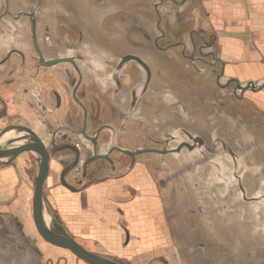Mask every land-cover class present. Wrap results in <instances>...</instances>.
I'll return each mask as SVG.
<instances>
[{
    "label": "crops",
    "instance_id": "crops-1",
    "mask_svg": "<svg viewBox=\"0 0 264 264\" xmlns=\"http://www.w3.org/2000/svg\"><path fill=\"white\" fill-rule=\"evenodd\" d=\"M140 2L144 14L140 25L149 48L140 55L129 54L140 57L144 65L128 61L140 64L146 91L155 92L143 97L141 104L155 111L151 115L157 123L155 136L171 131L165 136H171L172 142L180 137L188 141L174 147L137 148L127 152L128 159L116 160L111 149L92 146L105 134L103 124L93 126L98 120L80 89L83 82L78 86L63 81L61 90L54 88L51 74L57 64L44 66L35 56L32 72L43 74L38 82L48 81L50 86L42 83L46 91L41 93L42 101L31 105V114L22 124L39 137L49 162L43 185V217L48 224L58 222L79 244L108 261L176 264L179 232L170 222L173 216L164 199L172 186L151 160L187 149L204 155L203 162L183 166L195 171L199 165L211 176L205 168L212 164V154H219L223 156L217 163L246 171L238 178L263 184L250 171L264 170V0ZM11 80L8 84H15L14 75ZM165 90L179 91L177 100L165 95ZM2 97L0 106L6 100ZM149 97H155V103ZM28 151L31 156H17L13 150L7 157L0 156V165L11 167L2 173L7 177L3 185H16L21 193L0 201V264H92L40 223L34 208L40 166ZM25 167L35 172L33 188Z\"/></svg>",
    "mask_w": 264,
    "mask_h": 264
},
{
    "label": "rangeland",
    "instance_id": "rangeland-1",
    "mask_svg": "<svg viewBox=\"0 0 264 264\" xmlns=\"http://www.w3.org/2000/svg\"><path fill=\"white\" fill-rule=\"evenodd\" d=\"M140 1L0 0V74L6 73L0 76V97L6 98L0 106V119H7L5 123L0 122V132L7 124L25 123L27 115L31 114H28V106L41 102V93L46 92L41 89L42 83L50 86L48 81L38 82L43 81V74L35 76L30 66L36 49L32 37L34 26L32 19L22 15L29 12L36 20L38 42L45 56L73 58V62L57 64V71L51 74L52 83L54 88L61 90L63 81L78 86L83 82L80 89L93 105L94 120H98L93 126L103 124L105 134L92 146L94 144L100 151L111 149L116 160H126L129 158L127 152L137 148L174 147L188 141L187 137H180L172 142L171 136H165L171 131H165L163 137L155 136L157 123L151 116L155 111L141 104L143 97L155 92L146 91L148 83L139 74L140 64L123 60L126 54L140 55L149 48L140 25L144 19L143 2ZM74 65H79L78 71L71 69ZM13 75L15 84H8ZM80 89L76 92L77 98ZM163 92L172 100H177L180 94L176 90ZM149 98L155 103V97ZM7 143L1 157H7L9 151L17 147L20 149L16 151L17 156H31L20 136L10 137ZM118 148L123 150L118 151ZM183 151L151 160L152 164L157 163L156 167L172 186L164 199L173 216L170 222L175 223L179 232V251L174 263L264 264V170L250 171L263 184L249 183L237 176L246 171L230 163H217L223 155L212 154V164L205 168L211 170L208 176L199 165L195 171L183 166L186 163L194 167V163L203 162L204 155L190 153L187 149ZM32 165L35 166L33 161ZM225 165L227 168L219 167ZM7 166L0 165V198L3 199L0 201L5 202L21 194L16 185H3V178L7 177H2V173L11 169ZM13 169L20 170L18 165H13ZM29 170L30 167L25 169V175L30 176L33 188L35 172ZM25 175L21 174L22 180Z\"/></svg>",
    "mask_w": 264,
    "mask_h": 264
},
{
    "label": "water",
    "instance_id": "water-1",
    "mask_svg": "<svg viewBox=\"0 0 264 264\" xmlns=\"http://www.w3.org/2000/svg\"><path fill=\"white\" fill-rule=\"evenodd\" d=\"M131 59L136 60L143 65L145 64L143 60L138 56L129 55V56L124 57V60H131ZM59 61H73V58H70V57L60 58V59H56L46 64L53 65ZM250 87L255 88L254 83H252ZM12 130L17 131L20 134H23V136L21 137V139L25 141V143H23V146L26 147L28 150H30L32 153H34L39 161L40 176L38 178V181L34 189V208H35L36 215L38 216L39 221L42 224V226L48 232L58 237L76 255L82 257L83 259L89 261L92 264H131L128 262H123V261H108V260H105L104 258L96 256L94 255V253L90 252L84 246L79 244L58 222L53 223V225H50L46 222L45 218L43 217V185H44V182L49 172V162H48L47 156L44 152V149H43V146H42V143L39 137L35 134V132L31 128L25 125L24 126L11 125L9 127L4 128L0 132V149L4 145V142L2 141L3 137L6 135V133ZM31 139L34 142L33 141L31 142ZM69 147L73 148L77 152L74 145L69 144ZM17 148L15 149V151L19 149Z\"/></svg>",
    "mask_w": 264,
    "mask_h": 264
},
{
    "label": "flooded vegetation",
    "instance_id": "flooded-vegetation-1",
    "mask_svg": "<svg viewBox=\"0 0 264 264\" xmlns=\"http://www.w3.org/2000/svg\"><path fill=\"white\" fill-rule=\"evenodd\" d=\"M23 14H26L25 15V17H27L29 20L30 19H32L33 20V22H32V27L34 26V29H33V33H32V37L34 36V39H33V41H34V45L36 46V49L35 50H33V52L35 53V57H33V59L35 60L37 57H38V62H40L41 64H43L44 66H51V65H47L46 63H49V62H51V61H54V60H56V59H60V58H66V57H53L52 59H50V58H47L46 56H45V53H43L42 52V50H41V48H40V45H39V42L38 41H40V38H39V36L37 35V29H36V23H35V18L31 15V13H29V12H26V13H22V15ZM36 31V32H35ZM36 52H37V54H36ZM41 54H42V56H41ZM47 58V59H46ZM62 62H67V61H59V62H57V63H55V64H59V63H62ZM69 62H73V61H69ZM55 64H53V65H55ZM77 68V66L76 65H74V69H76ZM77 70V69H76ZM9 83H12V80H10V82ZM28 110H29V112H28V114L30 113V110H31V106L29 105L28 106ZM20 113H19V115H18V117H20ZM27 117H28V115H27ZM10 124H12V125H22L23 126V124L21 123H18V124H13V123H10ZM9 124V126H11Z\"/></svg>",
    "mask_w": 264,
    "mask_h": 264
},
{
    "label": "bare ground",
    "instance_id": "bare-ground-1",
    "mask_svg": "<svg viewBox=\"0 0 264 264\" xmlns=\"http://www.w3.org/2000/svg\"><path fill=\"white\" fill-rule=\"evenodd\" d=\"M22 137L23 136V134H20L19 132H17V131H15V130H12V131H9L8 133H6V135L3 137V139H2V141L3 142H5V141H9V139H10V137L12 138V137ZM33 140L31 139V142H32ZM34 142V141H33Z\"/></svg>",
    "mask_w": 264,
    "mask_h": 264
}]
</instances>
